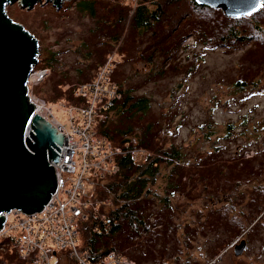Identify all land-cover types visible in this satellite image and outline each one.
<instances>
[{
  "label": "rangeland",
  "instance_id": "1",
  "mask_svg": "<svg viewBox=\"0 0 264 264\" xmlns=\"http://www.w3.org/2000/svg\"><path fill=\"white\" fill-rule=\"evenodd\" d=\"M97 1L92 5L94 17L81 12L74 0H63L58 8L42 0L33 9L17 1L5 10L39 41L40 61L33 67L38 77L27 82L35 105L51 107L55 119L67 128L68 117L80 115L75 108L81 102L76 86L93 79L109 63L117 86L135 98L146 97L148 108L132 116L111 112L108 127L118 133L131 127L127 137L135 144L146 131L158 134V144L180 147L184 164L191 167V176L173 180L190 195L177 190L171 208L158 204L161 220L147 235L145 254L137 248L138 239L129 255L114 254L133 264H264V27L253 33L261 43L247 39L209 43L207 38H214L229 17L221 8L202 12L191 0H180L167 5V20L152 32L125 27L115 43L102 38L103 31L113 36L115 19L123 12L120 6L133 9L139 0H117L119 6L115 0ZM257 17L262 20L260 14ZM167 23L171 29L164 27ZM95 50L101 60L98 66L92 60L98 56ZM89 64V74L81 77L78 70ZM65 108H70L68 115ZM238 146L243 149L239 160L233 156ZM191 170H198L197 176ZM162 182L156 189L160 196L165 194ZM227 189L233 193L229 205L223 203ZM208 217L214 230L202 234L197 228ZM230 217L234 222L228 221ZM170 219L169 236L159 237ZM242 238L246 248L236 257L233 245ZM6 250L20 257L14 241L0 246L1 253ZM60 254L51 255L53 264H74L67 250ZM13 259L17 264L18 257ZM6 263L0 254V264Z\"/></svg>",
  "mask_w": 264,
  "mask_h": 264
},
{
  "label": "trees",
  "instance_id": "2",
  "mask_svg": "<svg viewBox=\"0 0 264 264\" xmlns=\"http://www.w3.org/2000/svg\"><path fill=\"white\" fill-rule=\"evenodd\" d=\"M74 1L81 12H87L91 17H94L92 5L98 2L97 0ZM115 1L117 2L116 6H119L120 2ZM176 1L180 0H139L133 9L121 8V5L120 10L123 12H120L121 15L115 19L117 31L113 36L106 34L107 30L103 31L102 38L107 37L109 40L118 43L123 36L125 27L137 32L143 30L145 32H152L156 25L167 20L166 16L169 13L167 5ZM191 2L193 7L199 11L204 12L208 10L216 12L208 8V6L196 4L194 0H191ZM148 5L152 6V8H149ZM258 14H260L261 21L257 17ZM186 15H183L182 18ZM249 18L255 21H249ZM224 20L218 26L220 29L217 35L214 38L208 37L207 42L213 43L214 39L218 43L247 39L255 43H261L260 36L258 34L253 35V33L259 32V29L264 27L263 0H261L260 8L253 14L245 17L225 18ZM172 26L171 23H167L164 27L171 29ZM95 52L98 56L92 60L95 62V66H98L101 60L99 59L98 52L96 50ZM169 54L170 50L166 55ZM90 66L91 64L85 65V67L78 70L81 77L84 74H89ZM118 88L121 93V99L115 103L104 119L98 122L95 126V131L117 147L126 149L124 146L127 145L128 149H142L146 151V154L140 158L134 157L130 153L120 156L118 158L120 166L118 173L108 175L102 180L93 181L94 190L91 196L92 199L101 202L108 199L111 205L107 209L100 206L98 212L96 214L90 213L86 221H78V248L80 251L87 252L88 260L91 263L97 262L102 254L108 251H115L120 255H129V251L134 248H131L134 239L139 240L137 248L144 251L143 245L149 242L147 235L153 232L152 225H156L161 220L162 209L158 204H164L166 208H171L170 199L177 190H182L185 195H190L186 191L184 192L181 184L177 186L173 183V180L180 177V175L182 177L191 176V167L184 164L182 149L180 147H176L175 145H168L166 147L159 145L160 137L158 134L155 136L149 131L139 136L135 144L132 139L127 137L132 132L131 127L119 133L108 127L111 123L108 115L111 112L117 116L128 113L132 116L134 112L143 111L148 108V99L146 97L135 98L128 90H122L120 86ZM121 136L124 137L120 138ZM116 137L120 139L115 142ZM155 138L157 142H155ZM197 171L191 170L192 176H197ZM162 181H165V186L163 187L165 194L160 196L156 189L158 187L162 188ZM219 217L223 219L226 216ZM150 219H153L152 222H150ZM234 219L235 217H230L228 221L234 222ZM240 221H238L237 225L242 228ZM170 224L171 219L164 224L166 234L162 230L163 232L158 234L159 237L165 238L169 236L168 230L171 227ZM93 229H96V231L94 230L93 232ZM208 230H214L209 223V217L205 218L197 228V231H200L202 234H205ZM194 233H196V230ZM213 238L215 237L213 236ZM3 241H0V246L6 242V240ZM3 253L0 252V254L4 255V259L8 260L6 264H13L12 260L15 257H18L17 264H31L30 259L22 260L18 255L14 256L13 251L6 250ZM142 253L145 254V251ZM9 254L13 258L8 256ZM74 264L76 263L74 262ZM158 264H160L159 261Z\"/></svg>",
  "mask_w": 264,
  "mask_h": 264
},
{
  "label": "built area",
  "instance_id": "3",
  "mask_svg": "<svg viewBox=\"0 0 264 264\" xmlns=\"http://www.w3.org/2000/svg\"><path fill=\"white\" fill-rule=\"evenodd\" d=\"M34 74L30 75V80L36 78L32 77ZM112 74L111 65L107 63L98 69L93 79L76 86L81 102L75 108L80 115L75 117L71 114L67 128L55 119L52 108L45 104L47 114L55 125H60L64 138L60 164L50 160L57 175L56 191L38 213L25 214L12 210L6 214L0 230V241L16 242L22 260L30 259L31 264H53L51 255H61L67 250L69 258L76 264H133L113 251L106 252L97 262L91 263L87 252L78 248V221H86L90 213L98 212L100 206L107 209L111 205L108 199L103 202L92 199L93 181L118 173L120 156L130 153L135 157L146 153L142 149H128L127 145L124 146L126 149L113 146L95 131L98 122L121 99ZM30 101L33 103L31 98ZM69 110L65 108L67 115ZM87 186L91 187L90 191H87Z\"/></svg>",
  "mask_w": 264,
  "mask_h": 264
},
{
  "label": "water",
  "instance_id": "4",
  "mask_svg": "<svg viewBox=\"0 0 264 264\" xmlns=\"http://www.w3.org/2000/svg\"><path fill=\"white\" fill-rule=\"evenodd\" d=\"M20 1L32 8L42 0H0V230L12 210L38 213L57 188L50 160L60 164L63 136L60 125L30 101L27 82L37 63L39 41L6 14L5 6ZM63 0H45L58 8ZM198 5L221 8L229 18L249 16L261 0H194ZM245 239L233 245L238 257Z\"/></svg>",
  "mask_w": 264,
  "mask_h": 264
},
{
  "label": "flooded vegetation",
  "instance_id": "5",
  "mask_svg": "<svg viewBox=\"0 0 264 264\" xmlns=\"http://www.w3.org/2000/svg\"><path fill=\"white\" fill-rule=\"evenodd\" d=\"M242 151H243V149L240 150V146H238L237 149L234 151L233 156H234L237 160H239ZM260 161H261V160H260ZM260 166H261L260 162L257 161L256 167H260ZM230 182H231V180L228 178V179H227V184H230ZM248 182H249V181H248ZM232 195H233V193H232L229 189H227V191H225V192L223 193V203L229 205V201H231V199H232ZM237 205H238V207L240 206V201H238ZM229 210H230V208H229ZM228 214H229V213H228ZM234 245H235V244H234Z\"/></svg>",
  "mask_w": 264,
  "mask_h": 264
},
{
  "label": "bare ground",
  "instance_id": "6",
  "mask_svg": "<svg viewBox=\"0 0 264 264\" xmlns=\"http://www.w3.org/2000/svg\"><path fill=\"white\" fill-rule=\"evenodd\" d=\"M32 77H33V78H34V77H38V74L35 73ZM37 107H40L41 109H43V110L47 113V108L44 107V104H42V103H40V102H37V104H36V108H37Z\"/></svg>",
  "mask_w": 264,
  "mask_h": 264
}]
</instances>
